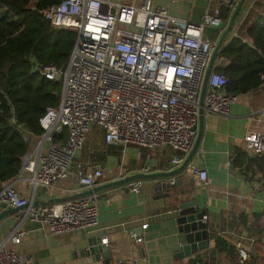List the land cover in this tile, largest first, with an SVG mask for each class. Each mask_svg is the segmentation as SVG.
Listing matches in <instances>:
<instances>
[{
	"label": "built area",
	"instance_id": "built-area-1",
	"mask_svg": "<svg viewBox=\"0 0 264 264\" xmlns=\"http://www.w3.org/2000/svg\"><path fill=\"white\" fill-rule=\"evenodd\" d=\"M219 2L230 4L232 13L240 0ZM40 13L51 26L78 35L64 72L60 101L40 118L43 133L36 135L19 124L29 142L23 167L32 173V197H23L8 185L0 192V204L24 207L22 219L39 221L56 236L100 224L98 193L33 203L39 193L51 192L71 176L76 154L85 146L94 124L103 129L108 143L148 149L170 146L181 153L173 162L181 164L199 135L202 109L204 119L212 114L228 117L239 95L227 93V76L213 70L202 103L204 80L216 46L205 28L221 23L219 7L196 23L173 17L165 8L155 7L153 0H61ZM61 69L47 63L40 65L38 73L58 80ZM12 121L17 122L15 117ZM63 130H67V139L58 143L55 136ZM33 138L35 142H31ZM243 148L254 155L264 154V135H246ZM150 170L146 166L140 173ZM188 170L200 183H208L205 168L190 163ZM102 176V169H94L82 174L79 182L93 189ZM142 181L130 182L129 189L139 193ZM26 235L18 226L2 240L0 264H33L32 257L14 248ZM131 237L143 241L134 231ZM102 244L109 245L107 235ZM249 258L250 248L240 245L237 263L247 264ZM141 261L134 258L130 264H148Z\"/></svg>",
	"mask_w": 264,
	"mask_h": 264
},
{
	"label": "crops",
	"instance_id": "crops-1",
	"mask_svg": "<svg viewBox=\"0 0 264 264\" xmlns=\"http://www.w3.org/2000/svg\"><path fill=\"white\" fill-rule=\"evenodd\" d=\"M153 4L165 8L173 17L195 23L208 11L220 7L219 0H153ZM240 14L224 43L234 37L252 42L247 29L264 15V0H246ZM220 63L217 57L215 66ZM250 133L264 135V84L239 95L228 117L212 114L205 119L203 137L191 163L208 171V183H200L188 170L180 175L184 176V183L170 189L161 187L159 179L154 178L143 179L139 193L132 192L130 184L100 191L99 226L56 236L50 235L43 223L22 219L24 213L21 211L2 222L0 243L21 226L27 235L14 248L23 256L32 257L33 264H108L110 260L130 264L134 258L148 264H190L195 256L175 258L183 236L178 231L171 205L177 193L184 192L187 200L195 199L201 208L207 209L211 229L210 247L196 257L209 264H237L240 245L250 248V255L256 256L254 241L259 237L250 228L256 214L264 209L262 176L253 167L247 170V163H234L236 153L244 150L245 136ZM31 142H35V138ZM249 155L254 157L252 153ZM176 156L181 153L167 145L148 149L108 143L103 129L94 124L85 146L76 154L71 176L59 182L51 192L39 193L33 203L41 205L51 199L62 201L89 190L79 182V177L94 169L103 170L101 185L138 173L146 166L151 168L150 172L176 168L180 165L173 162ZM230 165L238 169L237 172L231 174ZM31 175L23 167L4 187L12 185L21 196L31 198ZM133 231L143 238L142 242L131 237ZM106 235L112 258L89 253V242L98 243L99 239L102 242ZM218 240L224 245L218 244Z\"/></svg>",
	"mask_w": 264,
	"mask_h": 264
},
{
	"label": "trees",
	"instance_id": "trees-1",
	"mask_svg": "<svg viewBox=\"0 0 264 264\" xmlns=\"http://www.w3.org/2000/svg\"><path fill=\"white\" fill-rule=\"evenodd\" d=\"M60 1L0 0V192L20 174L29 151L19 124L36 135L42 134L40 118L60 101L59 81L36 72L37 65L47 63L62 68L75 45L77 31L55 28L40 13ZM247 36L252 42L234 37L221 46L218 54L221 63L214 70L227 76L229 94L241 95L264 84V15L251 24ZM55 139L64 143L67 130ZM234 163H247V170L253 167L261 173L264 189V154L250 157L244 149L236 153ZM250 229L259 238L254 241L257 255L251 254L247 264H264V209L256 214ZM218 244L224 245L220 240ZM190 261L209 264L199 257Z\"/></svg>",
	"mask_w": 264,
	"mask_h": 264
},
{
	"label": "water",
	"instance_id": "water-1",
	"mask_svg": "<svg viewBox=\"0 0 264 264\" xmlns=\"http://www.w3.org/2000/svg\"><path fill=\"white\" fill-rule=\"evenodd\" d=\"M246 0H240L237 4L233 12L231 13L230 4H220V14L219 17L221 18V23L218 26H211L205 28V34L207 37L212 40L216 41V46L209 63L206 77L204 80V86L202 90V103L204 100V96L206 94L208 88V80L210 77L211 72L215 69V61L218 57L220 48L224 43L227 35L233 28L234 24L238 20L239 16L241 15V11L244 8ZM39 67L36 68V72H39ZM67 63L63 65L61 71L60 78L58 79L59 83L63 86L64 83V72L66 70ZM227 88V86H226ZM58 97L60 98L62 95V89L57 93ZM204 115L202 109L201 115V123H200V132L196 139V142L187 156V158L176 168L164 171H155L150 173H135L131 175H126L124 177H120L113 181H109L103 183L99 186L94 187L93 189H89L77 195H74L72 198L80 197L87 194L98 193L103 190H107L109 188L120 186V185H128L130 182L134 180H143V179H159V185L163 188L170 189L176 186H180L184 183V176H180L183 173H187L188 165L192 162L194 156L198 152L203 133H204ZM256 156V155H252ZM179 157V156H178ZM251 157V156H250ZM233 165H230L229 172L231 174L237 172ZM173 181V182H172ZM59 201V199H51L47 203ZM174 203L171 205V210L175 212L174 220L177 224V228L179 233L183 236L182 240L180 241V250L176 253L175 258H185L190 256H197L199 252L204 251L210 247V236H211V229L209 227V223L205 216L207 215V209L201 208L198 205L197 200H187L184 196V192H178L177 196L175 197ZM0 226L5 218L8 216L14 215L19 213L24 207H15L10 208L7 206L6 203L0 204ZM90 244V251L89 253L102 256L103 258H112V254L109 250V247L102 244L101 239H99L98 243H91Z\"/></svg>",
	"mask_w": 264,
	"mask_h": 264
},
{
	"label": "rangeland",
	"instance_id": "rangeland-1",
	"mask_svg": "<svg viewBox=\"0 0 264 264\" xmlns=\"http://www.w3.org/2000/svg\"><path fill=\"white\" fill-rule=\"evenodd\" d=\"M238 264V263H237Z\"/></svg>",
	"mask_w": 264,
	"mask_h": 264
}]
</instances>
